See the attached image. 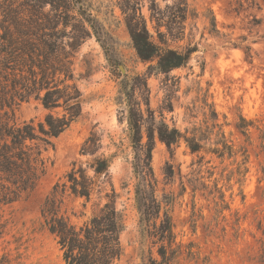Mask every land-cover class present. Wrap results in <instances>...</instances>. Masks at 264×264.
<instances>
[{
	"label": "rangeland",
	"instance_id": "1",
	"mask_svg": "<svg viewBox=\"0 0 264 264\" xmlns=\"http://www.w3.org/2000/svg\"><path fill=\"white\" fill-rule=\"evenodd\" d=\"M86 3L103 27V38L101 42L94 35L88 38L74 59V80L69 83L76 82L83 93L82 116L54 140L53 147L44 150L46 174L38 186L20 201L0 209V257L6 256L9 264H66L58 240L44 226L43 206L54 187L64 184L74 168L88 169L96 156L104 154L114 155L110 176L118 194L116 207L125 223L121 235L124 251L117 264L162 260L158 252L161 244H154L156 240L140 224L135 155L125 105L121 104L126 82H130L127 90L136 82H148L150 93L145 97L139 91L136 94L145 111L142 142L146 144L148 134L154 133L155 195L161 214L168 212L173 222L176 246L180 247L175 263L262 264L264 0H189L198 18L188 21L187 35L193 34L198 50L186 67L167 74L156 68V61L139 59L120 0ZM148 6L143 2L146 17ZM212 20L217 34L211 33ZM186 44L187 40L179 45ZM47 114L42 103L32 98L15 107L13 123L38 124ZM242 119L251 123L249 138L238 129ZM163 125L188 131L189 137L196 134L203 149L193 154L181 141L170 150L158 136ZM222 132L233 148L232 157L219 158L211 152L221 148ZM91 134L101 139L96 156L82 153ZM245 151L249 160L242 165ZM88 174L93 175L91 169ZM107 190H111L109 184ZM57 200L63 201L60 214L78 227L92 217L99 202L96 194L86 207L84 199L69 195H58Z\"/></svg>",
	"mask_w": 264,
	"mask_h": 264
},
{
	"label": "trees",
	"instance_id": "2",
	"mask_svg": "<svg viewBox=\"0 0 264 264\" xmlns=\"http://www.w3.org/2000/svg\"><path fill=\"white\" fill-rule=\"evenodd\" d=\"M145 1L149 5V17L142 13ZM119 5L142 62L156 61V68L165 74L189 64L198 50L193 34L187 35L188 21L198 18L189 0H120ZM0 9L1 209L20 201L38 186L46 174L44 150L53 147L54 140L82 116L83 93L76 82L69 83L74 80V59L88 38L94 35L102 41L103 27L86 0H4ZM211 25V33L217 34L215 20ZM186 40V45H179ZM129 85L130 82L123 85L121 104L125 105L129 140L135 155V199L140 224L149 237L156 240L154 244H161L158 252L162 260L151 259L150 264H176L180 247L176 246L173 222L168 212L161 214L162 207L155 195L154 133L148 134L146 144L142 142L145 111L136 94L139 91L141 96H147L150 93L148 82H136L127 90ZM32 98L40 101L48 111L44 121L38 124L31 121L21 126L13 123L15 107ZM144 102L149 108V97ZM213 115L217 114L214 112ZM250 125L245 119L238 125L246 138H249ZM220 135L221 148L211 152L219 158L226 154L232 157L233 148L228 145L225 133ZM158 136L170 150L181 141L186 142L193 154L203 149L201 139L196 134L189 137L188 131L182 133L163 125L158 129ZM100 148L101 139L91 134L82 153L96 156ZM243 155L242 165H246L247 151ZM113 158L114 155L96 156L88 165L93 175L83 167L74 168L64 184L54 187L43 206L44 226L58 240L66 264H117L123 255L121 235L125 223L116 207L118 194L111 182ZM107 184L111 187L110 192ZM95 194L99 200L97 210L82 226L72 224L69 218L60 214L63 201L57 200L58 195L84 199L86 207ZM9 263L6 256L0 257V264Z\"/></svg>",
	"mask_w": 264,
	"mask_h": 264
}]
</instances>
